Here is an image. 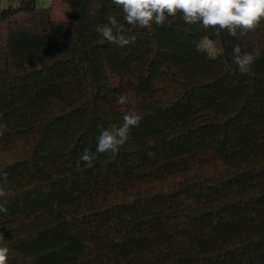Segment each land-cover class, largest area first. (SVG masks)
<instances>
[{"label": "trees", "instance_id": "obj_1", "mask_svg": "<svg viewBox=\"0 0 264 264\" xmlns=\"http://www.w3.org/2000/svg\"><path fill=\"white\" fill-rule=\"evenodd\" d=\"M0 6V232L7 264H264V20L216 35L177 16L95 31L112 0ZM205 37L216 57L198 52ZM255 60L242 75L232 49ZM126 95L129 103L117 98ZM141 117L116 154L104 129Z\"/></svg>", "mask_w": 264, "mask_h": 264}, {"label": "clouds", "instance_id": "obj_2", "mask_svg": "<svg viewBox=\"0 0 264 264\" xmlns=\"http://www.w3.org/2000/svg\"><path fill=\"white\" fill-rule=\"evenodd\" d=\"M118 8L122 9L123 21L120 23L116 17L109 16L108 22L97 26V31L110 44L124 47L134 43L135 37L125 36V25L139 29H151L153 25L164 26L170 18L179 16L185 24L200 25L204 30H213L216 35L227 33L231 37L241 36L255 31L264 20V0H112ZM198 52H206L214 48L213 40L205 37L196 43ZM233 62L237 65L242 75L247 74L255 56L251 53H242L239 45L232 49ZM117 103L125 105L129 103L126 95H120ZM141 117L133 104L123 116V123L117 127L112 125L110 129L101 131L95 153L85 149L77 161L80 167L81 161L89 168L93 167L97 154H116L128 140L130 130L138 127ZM7 130L5 124H0V135ZM5 182L7 174L0 177ZM6 192L0 188V198L5 197ZM7 212L3 202H0V213ZM4 240V234L0 232V241ZM9 249L0 246V264H7Z\"/></svg>", "mask_w": 264, "mask_h": 264}, {"label": "rangeland", "instance_id": "obj_3", "mask_svg": "<svg viewBox=\"0 0 264 264\" xmlns=\"http://www.w3.org/2000/svg\"><path fill=\"white\" fill-rule=\"evenodd\" d=\"M18 5L17 1L12 0H0V6L2 9H7L9 7H15ZM38 6L41 8H47L51 6V0H38ZM221 51L220 46L215 45L214 48H209L207 52L213 56L216 57L219 52Z\"/></svg>", "mask_w": 264, "mask_h": 264}]
</instances>
